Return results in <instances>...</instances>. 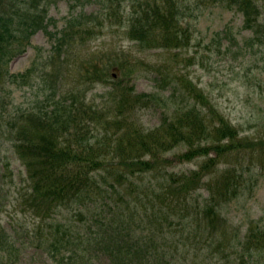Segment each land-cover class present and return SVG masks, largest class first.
<instances>
[{
  "label": "trees",
  "instance_id": "obj_1",
  "mask_svg": "<svg viewBox=\"0 0 264 264\" xmlns=\"http://www.w3.org/2000/svg\"><path fill=\"white\" fill-rule=\"evenodd\" d=\"M57 1L0 0V140L25 167L13 206L31 224L8 225L0 215V264H17L29 248L50 258L49 264H219L215 257L222 255L230 264L237 258L249 264L247 255L264 258V225L230 239L222 213L245 187L243 173L230 162L220 169L223 158L252 152L258 143L243 136L203 87L179 78L173 93L180 92L185 103L173 102L153 128L135 115L164 97L137 93L123 79L112 83L107 105L88 103L84 88L78 96L70 89L60 92L65 85L60 73L73 47L86 42L83 33L96 26L90 24L103 25L97 14L85 12L66 20L55 50L39 49L25 71L10 70L13 57L48 28V8ZM128 1L123 12L117 9L126 17L120 14L115 24L142 51L189 47L194 34L189 17L194 19L202 3L241 13L242 29L252 32L247 45L263 43L260 0ZM100 2L102 17L110 18L113 0ZM127 56L108 53L81 61L78 82H106L112 68L128 75ZM25 85L38 87L34 102L16 101L15 88ZM196 158H201L197 168L175 169V160Z\"/></svg>",
  "mask_w": 264,
  "mask_h": 264
},
{
  "label": "rangeland",
  "instance_id": "obj_2",
  "mask_svg": "<svg viewBox=\"0 0 264 264\" xmlns=\"http://www.w3.org/2000/svg\"><path fill=\"white\" fill-rule=\"evenodd\" d=\"M260 3L263 6L264 21V0H260ZM101 4L100 0H91L86 5L76 4L74 0L52 2L45 21L48 22V28L39 30L31 38V45L24 54L13 57L10 70L16 73L23 72L33 64L39 49L46 54L53 50L57 44L56 35L60 34L59 32L66 26V20L71 16L81 12L97 14L98 20H101L103 25L98 22L90 24L96 26L91 27L95 28L94 30L88 28L83 33L86 42L73 47L72 55L69 54L70 64L62 67L60 73L62 78H65V85L60 92H67L69 89L78 92L84 88L88 103L107 105L111 104L112 83L123 79L132 85L137 93H151L156 99H159V96L164 97V100L153 101L145 107L138 108L135 115L138 122L147 128H153L160 124L166 112L174 108L173 102L185 103L186 99L180 92L173 93L174 88L178 86L179 78H188L198 87H203L214 102L218 103L221 111L242 130L243 136L248 135L258 143L252 152L250 149L234 151L232 155H227L222 160L221 170L224 164L230 162L243 173L245 180L244 192L225 204L222 209L223 216L227 220L229 237L232 239L236 234H244L251 225L262 227L264 225V39L262 44L249 47L246 39L252 32L242 29L241 13L210 3H202L196 9L194 19L189 17L194 25L193 39L189 47L168 52L161 49L142 51L137 43L126 36L124 28L115 24L120 20V14L124 15L122 12L129 1L113 0L115 12L110 18L102 17ZM118 8L121 13L117 11ZM125 17L126 13L123 18ZM108 20H113L114 25L109 26ZM227 29L233 36L229 32L228 36L224 34V30ZM91 32L94 34L92 35ZM108 53L114 56L127 54L128 58L125 61L130 68H135L133 72L129 68L126 70L129 74L123 75L119 68H112L106 82L84 85L78 82L80 73L78 74L76 68L80 67L81 61ZM55 63L59 66L58 57ZM25 88H15L13 95L16 101L31 97L34 102L38 87L31 88L25 85ZM46 89V86L41 87L40 94L45 93ZM171 156L173 157L172 154ZM200 160L201 158H196L185 163L175 160L174 166L177 170H192L197 168ZM24 168L9 145L0 140V215L5 218L8 225L17 227L22 221L31 225L27 218L22 217L21 210L13 206L15 185L25 174ZM21 234H24L23 231ZM23 252L17 264H49L51 261L34 248ZM226 258L222 255L215 257V260L219 264H230ZM232 258L234 260L235 256ZM245 261L249 264H264V258L261 256L247 255ZM235 264H241V260L237 258Z\"/></svg>",
  "mask_w": 264,
  "mask_h": 264
}]
</instances>
